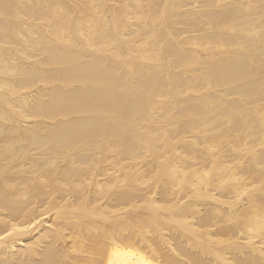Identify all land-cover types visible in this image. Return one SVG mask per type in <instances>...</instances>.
Listing matches in <instances>:
<instances>
[{
	"label": "bare ground",
	"instance_id": "6f19581e",
	"mask_svg": "<svg viewBox=\"0 0 264 264\" xmlns=\"http://www.w3.org/2000/svg\"><path fill=\"white\" fill-rule=\"evenodd\" d=\"M4 3L0 264H261L264 0Z\"/></svg>",
	"mask_w": 264,
	"mask_h": 264
},
{
	"label": "snow or ice",
	"instance_id": "6c2138e0",
	"mask_svg": "<svg viewBox=\"0 0 264 264\" xmlns=\"http://www.w3.org/2000/svg\"><path fill=\"white\" fill-rule=\"evenodd\" d=\"M18 5H13L11 3H4L2 6H0V15H3L5 18H9L11 12L18 8ZM109 48H114L115 43H109L106 45ZM163 49L164 45H160V49L156 52V58L159 59L160 56L163 55ZM137 53H134L133 50L129 49V55L122 57L125 61H131L132 56L136 55ZM262 120H264V114H262ZM50 167L55 168L56 162L53 161ZM205 175H208L205 173ZM43 184L47 185L48 181L44 180L42 181ZM62 189H69L68 195L70 199H75V193L71 191L70 185L65 184L61 186L60 188H57L56 190H53L51 187L47 188V192L51 193V198L49 200V203L45 205V207L40 209V213L43 216L44 213H47L49 216H52L53 213L49 210L51 207L54 206L57 197L62 196ZM262 194H264V185L261 186ZM69 203V200H65L64 204L67 205ZM77 210H73V213H75ZM56 218L60 219L61 217V210H56ZM70 222V221H69ZM17 231H22L20 229H17L14 225L12 227L11 231H8L5 233L4 236H0V241L5 240L7 237H11L14 233ZM80 238L77 237L75 240H73V247L68 250V252L60 253L59 247L52 246L49 248L48 253L44 256V258L37 259V260H21L19 261V264H78L77 261L69 259L70 255L72 253L77 252L76 248V242ZM116 241L115 239H109L107 236H105L103 239H96L92 241H84L80 244L81 250L84 248H90L92 250V259L89 261H86L85 264H105V255L108 254V249L110 245H115ZM83 254V252L81 253ZM62 257V258H58ZM11 264H16L15 261L11 262ZM108 264H112L111 259L108 260ZM142 264H152L150 260H142ZM261 264H264V261H261Z\"/></svg>",
	"mask_w": 264,
	"mask_h": 264
}]
</instances>
